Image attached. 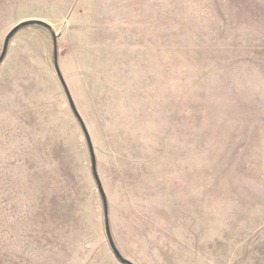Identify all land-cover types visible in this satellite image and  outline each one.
Segmentation results:
<instances>
[{
  "label": "rangeland",
  "instance_id": "1",
  "mask_svg": "<svg viewBox=\"0 0 264 264\" xmlns=\"http://www.w3.org/2000/svg\"><path fill=\"white\" fill-rule=\"evenodd\" d=\"M3 51L0 264H125L104 202L133 264H264V0H0Z\"/></svg>",
  "mask_w": 264,
  "mask_h": 264
},
{
  "label": "water",
  "instance_id": "2",
  "mask_svg": "<svg viewBox=\"0 0 264 264\" xmlns=\"http://www.w3.org/2000/svg\"><path fill=\"white\" fill-rule=\"evenodd\" d=\"M27 22H31V21H27ZM26 22H22L21 24H24ZM20 25V24H19ZM15 29H13L12 31L9 32V34L7 35V37L5 38V43H4V51H5V48H6V45H7V42H8V39L9 37L12 35V33L14 32ZM4 51L0 57V60L2 59L3 57V54H4ZM93 169L94 168V161H93ZM102 192V191H101ZM104 224H105V232H106V235H107V238H108V241H109V244L116 256L117 259H119L121 262L125 263V264H133L132 262H130L128 259L124 258L120 252L118 251V249L116 248V246L114 245V242L112 240V236H111V233H110V229H109V223H108V216H107V207L105 205V202H104Z\"/></svg>",
  "mask_w": 264,
  "mask_h": 264
}]
</instances>
